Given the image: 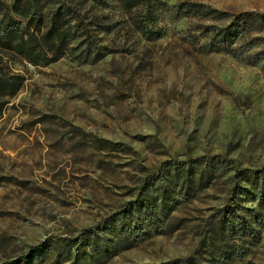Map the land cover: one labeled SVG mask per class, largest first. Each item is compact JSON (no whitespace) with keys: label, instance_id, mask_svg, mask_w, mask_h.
<instances>
[{"label":"rangeland","instance_id":"1","mask_svg":"<svg viewBox=\"0 0 264 264\" xmlns=\"http://www.w3.org/2000/svg\"><path fill=\"white\" fill-rule=\"evenodd\" d=\"M78 15L49 66L0 45V264H264V0Z\"/></svg>","mask_w":264,"mask_h":264},{"label":"trees","instance_id":"2","mask_svg":"<svg viewBox=\"0 0 264 264\" xmlns=\"http://www.w3.org/2000/svg\"><path fill=\"white\" fill-rule=\"evenodd\" d=\"M49 1L54 2L55 9H52L47 16L41 14L42 7ZM82 0H0V45L6 47L20 58L27 60L35 67L49 66L60 58L64 57L70 45L77 39L78 26L77 18ZM99 4H105L107 0H88ZM126 9L132 10L137 7L148 8L152 13L155 4L159 0H116ZM196 8V9H195ZM200 6L186 9L187 16L201 15ZM195 9V10H194ZM76 22V23H75ZM249 26L248 22L236 23L228 29H220L217 32L222 45H227L232 40L234 33L241 32V28ZM145 35L149 37L158 36L157 33L141 26ZM23 78L0 75V93L8 92L12 96L22 86ZM6 101H0V119L2 118L3 106ZM90 235L89 232L84 236ZM71 242V241H70ZM42 247L36 246L11 264H31L34 255L38 254Z\"/></svg>","mask_w":264,"mask_h":264}]
</instances>
